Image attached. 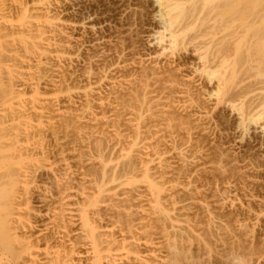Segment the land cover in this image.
I'll return each mask as SVG.
<instances>
[{"label": "bare ground", "instance_id": "bare-ground-1", "mask_svg": "<svg viewBox=\"0 0 264 264\" xmlns=\"http://www.w3.org/2000/svg\"><path fill=\"white\" fill-rule=\"evenodd\" d=\"M60 1L0 0V264H160L169 237L196 233L192 208L215 223L193 187L205 166L201 150L190 146L202 129L192 114L196 97L188 81H171L170 96L143 95L121 113L99 112L105 105L99 80L89 73L81 87L70 86L65 64L73 39ZM152 1L156 45L196 56V72L215 79L217 103L236 115L237 139L260 119L256 128L264 134L260 30L238 41L264 25L263 9L247 20L239 15L236 24L234 17V25L231 0ZM64 93L69 101L78 94L81 108L65 107ZM50 180L58 188L53 194ZM239 191H230L236 215L245 216L234 219L236 230L254 215L252 196ZM35 197L40 208L31 207ZM255 202L264 206V199Z\"/></svg>", "mask_w": 264, "mask_h": 264}, {"label": "rangeland", "instance_id": "rangeland-1", "mask_svg": "<svg viewBox=\"0 0 264 264\" xmlns=\"http://www.w3.org/2000/svg\"><path fill=\"white\" fill-rule=\"evenodd\" d=\"M231 1L233 11L231 23L235 18H237L234 20L235 24L238 23L237 20L247 17V13L250 15L260 8L264 11V0ZM153 3L152 0H61L58 12L68 25L67 31L73 39L71 44L73 60L65 64L67 76L74 79L72 82L70 78V86L81 87L87 80L85 77L91 73L89 78H93L92 82L100 81L101 97L105 103L98 110L111 115L117 109H120L121 113L127 107L136 106L138 98L141 100L150 94L172 95L171 91H174V88L171 81L173 84L188 81L197 101L192 109V114L198 116L195 123L199 126H195L197 129L202 128L200 129L202 131L197 130L195 135L197 139L193 138L190 146L192 145V149L193 147L200 149L202 159L205 160L201 161L205 163L204 170L201 169L203 171L199 170L194 174L193 187L198 191L195 194L209 205L208 212L212 213L209 214L214 217L216 224H209L208 215L203 209L192 208L189 217L196 232L193 234L194 237H188L189 233L185 232L169 237L161 251L160 264H264V206L255 202L264 199V134L261 129H257L262 119L260 122L255 118L259 122L255 120L257 126L252 125L250 134L246 135L247 138L244 136L241 141L237 139L239 130L235 131L236 115L231 105L217 103L215 79L208 80L196 72L199 63L196 56L192 55L189 49L178 51L176 54L169 50L163 53L166 50L156 45L154 39L155 32L158 31V22L157 8ZM189 3L188 6L191 5ZM258 4L260 6H257ZM186 5L184 6L188 7ZM242 14L245 16L242 17ZM249 20L251 23L253 21L257 23L255 18L253 21L251 18ZM252 27L249 28L251 31L248 30L247 34L239 37L241 45L242 39L246 41L256 36L255 29L256 32L261 31L258 33L262 38L260 36L257 38L264 41L262 35L264 25L258 27L259 29ZM257 38H254L256 41L253 42L258 45L260 41H257ZM262 41L263 44L260 46L264 51ZM263 51L260 52L262 55ZM169 85L172 86V90ZM66 96L64 93L63 98L61 97L65 100L63 101L65 107L70 110L81 108L78 94H74L75 97L70 101ZM185 112L179 111L181 115ZM188 168H185L186 172L193 171ZM60 171L62 173V170ZM49 182L46 188L53 194L58 188L56 184L54 185L55 181ZM34 185L37 184H30L29 187L33 189ZM233 186L239 187L241 198L244 192L252 196L249 207L254 215L247 219V228L241 227L237 230L234 228L235 218L244 219L245 216L240 212L236 215L238 210L233 205L235 202L231 200L233 195L230 192ZM195 194L193 192L194 196ZM35 198L31 201L33 205L30 202L32 205L30 206L40 208L42 199ZM196 234L199 236L195 237Z\"/></svg>", "mask_w": 264, "mask_h": 264}]
</instances>
